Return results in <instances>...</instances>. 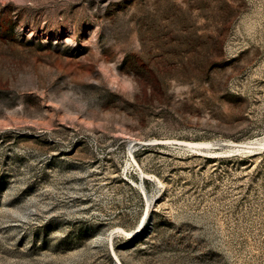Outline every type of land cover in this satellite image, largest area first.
Here are the masks:
<instances>
[{
    "label": "rangeland",
    "instance_id": "rangeland-1",
    "mask_svg": "<svg viewBox=\"0 0 264 264\" xmlns=\"http://www.w3.org/2000/svg\"><path fill=\"white\" fill-rule=\"evenodd\" d=\"M0 264H264V0H0Z\"/></svg>",
    "mask_w": 264,
    "mask_h": 264
},
{
    "label": "bare ground",
    "instance_id": "bare-ground-1",
    "mask_svg": "<svg viewBox=\"0 0 264 264\" xmlns=\"http://www.w3.org/2000/svg\"><path fill=\"white\" fill-rule=\"evenodd\" d=\"M196 145L200 146V145H205V143H197ZM239 148V147H238ZM201 150V149H200ZM248 150V149H247Z\"/></svg>",
    "mask_w": 264,
    "mask_h": 264
}]
</instances>
